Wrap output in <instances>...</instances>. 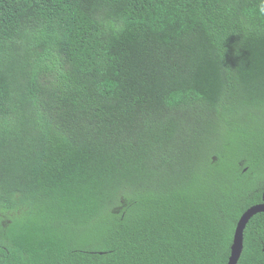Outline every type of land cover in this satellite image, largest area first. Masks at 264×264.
Masks as SVG:
<instances>
[{
  "label": "trees",
  "instance_id": "trees-1",
  "mask_svg": "<svg viewBox=\"0 0 264 264\" xmlns=\"http://www.w3.org/2000/svg\"><path fill=\"white\" fill-rule=\"evenodd\" d=\"M261 2L0 0V264L228 263L263 202Z\"/></svg>",
  "mask_w": 264,
  "mask_h": 264
},
{
  "label": "water",
  "instance_id": "water-1",
  "mask_svg": "<svg viewBox=\"0 0 264 264\" xmlns=\"http://www.w3.org/2000/svg\"><path fill=\"white\" fill-rule=\"evenodd\" d=\"M258 213H264V192L263 202L252 205L240 217L231 245V255L227 264H238L244 250V231L250 220Z\"/></svg>",
  "mask_w": 264,
  "mask_h": 264
},
{
  "label": "clouds",
  "instance_id": "clouds-1",
  "mask_svg": "<svg viewBox=\"0 0 264 264\" xmlns=\"http://www.w3.org/2000/svg\"><path fill=\"white\" fill-rule=\"evenodd\" d=\"M261 15H264V0H262L261 2V6H260V9H259Z\"/></svg>",
  "mask_w": 264,
  "mask_h": 264
}]
</instances>
